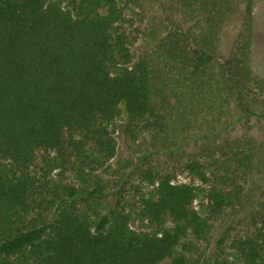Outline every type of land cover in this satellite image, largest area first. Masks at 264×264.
Here are the masks:
<instances>
[{
	"label": "trees",
	"instance_id": "obj_1",
	"mask_svg": "<svg viewBox=\"0 0 264 264\" xmlns=\"http://www.w3.org/2000/svg\"><path fill=\"white\" fill-rule=\"evenodd\" d=\"M128 1L135 27L119 0H0V264H200L196 243L224 216L244 229L215 264H264L254 0ZM122 113L124 135L161 157L134 192L149 231L100 175ZM219 160L224 186L207 172Z\"/></svg>",
	"mask_w": 264,
	"mask_h": 264
},
{
	"label": "rangeland",
	"instance_id": "obj_2",
	"mask_svg": "<svg viewBox=\"0 0 264 264\" xmlns=\"http://www.w3.org/2000/svg\"><path fill=\"white\" fill-rule=\"evenodd\" d=\"M119 5L125 17L133 20V27L139 25L138 9L132 6L128 0H119ZM252 25L251 68L255 78L264 81V0H254L252 3ZM231 36L230 31L225 32L222 36V46L220 48L222 52L227 49ZM141 44L142 39H140L137 46ZM125 122V114L122 113L116 123L118 127L115 133L118 146L117 155L107 164L100 175L104 181L111 183L107 202L111 206L121 207L124 211L131 213V226L134 230L149 231L151 228L148 223L141 220L136 212L134 192L137 187H143L139 181L141 180L139 177L140 169H145L150 164L155 165L156 162L161 160V157L144 152V147L140 146L139 141L135 142L127 138L124 135ZM254 135L256 137L262 136H259L257 132ZM206 165H211L207 169L210 178L215 182L217 181V185H223V181L227 176L226 163L219 160V162H207ZM184 176L185 174L181 173L179 179L185 181ZM193 207L200 215L205 216L206 199L202 192L197 193ZM243 222H245L243 219L224 216L214 223L207 240L196 243V255L194 256L201 258L200 264H215V262L223 259H228L230 262L234 260L235 253L231 250V240L241 234L244 229ZM166 226H171L169 218L166 220Z\"/></svg>",
	"mask_w": 264,
	"mask_h": 264
}]
</instances>
